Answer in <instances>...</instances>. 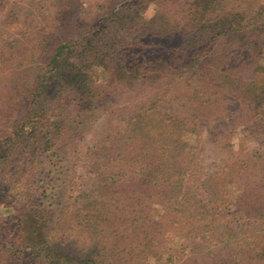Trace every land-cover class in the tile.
Instances as JSON below:
<instances>
[{
    "label": "trees",
    "instance_id": "1",
    "mask_svg": "<svg viewBox=\"0 0 264 264\" xmlns=\"http://www.w3.org/2000/svg\"><path fill=\"white\" fill-rule=\"evenodd\" d=\"M95 1L47 0L1 56L0 264L170 263L197 235L185 264H264V158L230 142L264 143V0Z\"/></svg>",
    "mask_w": 264,
    "mask_h": 264
},
{
    "label": "rangeland",
    "instance_id": "2",
    "mask_svg": "<svg viewBox=\"0 0 264 264\" xmlns=\"http://www.w3.org/2000/svg\"><path fill=\"white\" fill-rule=\"evenodd\" d=\"M84 1L94 6L98 2L95 0ZM86 3L80 6V15H84L89 9ZM49 7L47 0H0V62L2 61L1 56L3 53H14L16 49L22 48L32 42L38 32L47 27L48 21H45V16L48 14ZM1 67L2 65H0V73L3 69ZM101 121L102 117L98 118L97 121L94 118L91 122H84V143L90 141V135L95 132L96 127ZM224 121L227 122V120ZM211 137L212 135L209 130L205 129L201 131L194 141L197 147L192 150L195 156V165L207 172L212 170L219 163L220 159L219 152L211 141ZM230 142L234 149L244 156L250 157L255 154V156H260V159L264 158V143L255 139L245 126L237 128ZM78 171L83 172L81 169ZM219 214L223 217L222 227L230 224L236 230L241 229L242 231L250 227L248 224L242 225L235 222L232 219L230 211H224ZM254 229L255 231L261 230L264 233V228L260 229L256 227ZM174 236L173 233L168 234L167 240L169 245L173 244ZM201 245H203L201 236H193L186 242L187 247L181 259H176L170 263L164 260L158 262L156 255L152 254L149 262L150 264H185L187 257L193 259L194 256L199 254L198 249Z\"/></svg>",
    "mask_w": 264,
    "mask_h": 264
}]
</instances>
